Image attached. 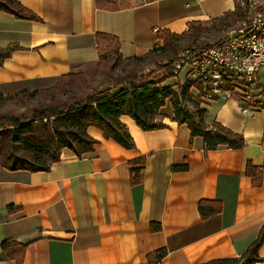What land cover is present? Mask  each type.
I'll return each instance as SVG.
<instances>
[{
    "label": "crops",
    "instance_id": "0c3cea01",
    "mask_svg": "<svg viewBox=\"0 0 264 264\" xmlns=\"http://www.w3.org/2000/svg\"><path fill=\"white\" fill-rule=\"evenodd\" d=\"M19 1L42 21L0 10V47L16 46L0 64L6 96L93 70L110 50L145 55L162 45L161 30L183 33L192 21L237 8V0ZM202 104L208 123L240 132L246 146L209 149L168 101L159 116L165 128L145 131L123 115L135 149L91 126L99 140L93 152L64 148L39 172L0 166V264H198L245 252L264 228V106L223 92ZM138 158L146 163L134 183ZM184 163L188 169H173ZM203 199L223 201L222 211L203 218ZM160 247L168 251L163 259Z\"/></svg>",
    "mask_w": 264,
    "mask_h": 264
},
{
    "label": "trees",
    "instance_id": "16d2710c",
    "mask_svg": "<svg viewBox=\"0 0 264 264\" xmlns=\"http://www.w3.org/2000/svg\"><path fill=\"white\" fill-rule=\"evenodd\" d=\"M236 6L224 17L213 21H239L249 13L248 4L242 6L237 0ZM0 10L15 14L19 19L42 21L40 14L32 12L19 0H0ZM206 23V20L192 21L189 29L183 33L161 30L159 37L163 41L162 45L145 55L127 58L118 49L110 50L101 55L93 70L66 73L52 87L38 90L25 88L8 96L0 93V107L3 102L35 100L42 95L31 109L32 112L20 114L13 110H0V166L12 171L21 169L39 172L50 170L61 158L64 148L75 150L79 156L93 152L99 140L89 134L91 126L102 129L106 138L112 137L122 146L135 149V140L128 125L122 120L123 115H129L145 131L165 128L168 124L159 120V116L168 101L173 106L175 119L187 124L193 137H202L209 149L216 150L223 145L231 149L244 148L245 138L240 132L232 131L222 122L208 123V109L202 104L208 84L200 79L187 80L178 89L164 84L168 77H175L174 69L180 59L179 53L184 52L183 48L200 51L215 47L201 43L207 29ZM98 36L113 42L118 40L110 34ZM185 40H190V47H195H184L182 41ZM15 48L0 47V64L10 57ZM162 60L166 62L162 64ZM149 62L154 63L157 73L165 71L166 76L161 77L155 72L145 74ZM229 86L231 83L223 87L228 90ZM194 87L201 91L199 95L194 94ZM144 163V158L133 161L131 168L134 183L141 179ZM254 168L249 162L247 172L257 179ZM173 169H188V165H175ZM222 202L201 200L199 207L202 217L208 218L222 211ZM153 228H161V224L154 223ZM263 243L264 228L241 255L215 257L198 264H257L264 260L260 253ZM167 252V248L160 247L156 250V256L163 259Z\"/></svg>",
    "mask_w": 264,
    "mask_h": 264
},
{
    "label": "built area",
    "instance_id": "2783aa9c",
    "mask_svg": "<svg viewBox=\"0 0 264 264\" xmlns=\"http://www.w3.org/2000/svg\"><path fill=\"white\" fill-rule=\"evenodd\" d=\"M176 67L177 74L190 68L195 73L193 76L197 77L195 79L208 84L204 94L208 99H214L222 92L231 96L232 91L225 90L223 86L236 79L252 86L260 83L264 86V12L246 19L227 40L211 49L181 52Z\"/></svg>",
    "mask_w": 264,
    "mask_h": 264
},
{
    "label": "rangeland",
    "instance_id": "374dc122",
    "mask_svg": "<svg viewBox=\"0 0 264 264\" xmlns=\"http://www.w3.org/2000/svg\"><path fill=\"white\" fill-rule=\"evenodd\" d=\"M241 5L246 6L247 4L250 6L249 8V13L241 20H233L230 19V21L223 22L221 20L218 21H213V20H206V31L204 33V37L201 40V43H208L211 46H217V44L221 43L222 41L224 42L227 40L231 32L233 30H238L241 26L242 23L249 17H253L257 15L258 12L262 11L264 12V0H238ZM256 2V3H255ZM184 47L187 49L195 47L194 45H191L190 47V40H185L182 41ZM184 52L188 51L185 50L184 48L182 49ZM193 50V49H190ZM204 50V49H203ZM200 50V51H203ZM195 51V50H194ZM197 52V51H196ZM199 52V51H198ZM183 53V52H182ZM181 52L179 53L180 57ZM180 60V59H179ZM178 60V61H179ZM177 61V63H178ZM166 62V60H162V64ZM177 66V65H176ZM156 71V67L154 63L149 62L148 67L145 69V74H149ZM161 77L166 76V72H158ZM174 78H169L164 82V84H168L169 86L174 87L175 89H178L181 84L185 83L187 80L195 79L197 77H194L193 75L195 74L193 70H190V68H187L185 70L180 71L179 74H177V67L174 69ZM177 74V77H176ZM195 93V95H199V91L197 89L193 88L192 89ZM231 90V96H237L239 99L245 100L249 96V102H252L256 106H264V86L260 83L257 85L252 86L249 83H245L241 80L236 79L231 83V86H229V89ZM42 98V95H39V98L32 100V99H26L25 101H19L18 99L12 100V101H7L3 102L1 104L0 110L8 112V111H17L20 114L21 113H26V112H32V108L38 103V101ZM166 112L167 109H164Z\"/></svg>",
    "mask_w": 264,
    "mask_h": 264
}]
</instances>
